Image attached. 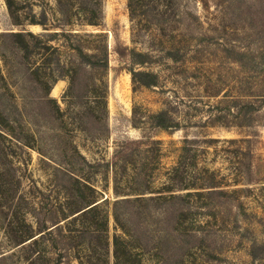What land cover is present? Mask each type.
Returning a JSON list of instances; mask_svg holds the SVG:
<instances>
[{
	"label": "rangeland",
	"instance_id": "1",
	"mask_svg": "<svg viewBox=\"0 0 264 264\" xmlns=\"http://www.w3.org/2000/svg\"><path fill=\"white\" fill-rule=\"evenodd\" d=\"M89 5L70 0L65 16L58 0H16V24L0 0V264H117V245L125 264H264V0H141L135 19L129 0H103L100 25ZM62 27L106 35L103 78L73 82ZM27 30L28 47L14 35ZM117 44L147 55L122 58ZM132 68L157 84L135 85ZM163 109L177 128L152 126ZM178 164L209 170L203 195L123 206L116 221V199L171 189ZM40 225L32 248L47 256L32 263L14 237Z\"/></svg>",
	"mask_w": 264,
	"mask_h": 264
},
{
	"label": "trees",
	"instance_id": "2",
	"mask_svg": "<svg viewBox=\"0 0 264 264\" xmlns=\"http://www.w3.org/2000/svg\"><path fill=\"white\" fill-rule=\"evenodd\" d=\"M70 0H58L59 2V12L63 13V15L66 16L67 11L64 10V3H65V7L68 5V2ZM141 0H129V8H130V16L132 19L136 18V14H137V9L139 7V3ZM80 2L86 7L89 5L90 7V11L87 10V13H83L85 20L87 21V24H93V25H100L101 24V20L103 18L104 12H103V8H102V4H103V0H80ZM7 6L9 8V11L11 13V16L13 17V21H15L16 24L21 23L20 17H19V13L18 11H16L14 9V6L16 4V0H6ZM63 6V7H62ZM85 7H83V11H86ZM68 15V14H67ZM46 19H42V20H38L35 19L34 17L30 19L31 23H39L42 25H45ZM69 21H67L65 19V21L62 22V24H66L68 22H71L70 19H68ZM61 32L67 36V39L69 40L70 46L72 48V50H74V52L76 53L77 57H78V66L77 68L75 67L74 69H72V75L71 78L74 81H76V79L78 78V76L80 75V73L85 72V73H93V75L96 73H99L100 75H103L106 73V71L110 68V61H109V46H108V41L106 38V35L104 33H85L83 35L81 34H76L77 32H74L72 29L69 28H65L62 27L61 28ZM14 35L22 38L23 42L26 45L23 46H29V43L27 42V35L31 38H38V36L36 34H34L32 31L27 30V32H23V31H17L14 32ZM75 35V41L72 39V37ZM97 38V41L93 40V42H97L96 44H94L91 40V38ZM117 53L122 57H127L129 56L132 60H135V62H143L144 61V57L147 55L144 52L141 51H137L134 48H130L128 45H121V44H117V46L115 47ZM130 72L132 73V77L133 80L135 82V85H140V86H152V85H156L158 80H157V74L152 72V71H145V70H137V69H130ZM251 106V105H250ZM252 107V106H251ZM151 120H152V126L154 128H163V129H175L177 128V123H175V121L173 120V117L171 116L170 112L168 110H160L156 113H154L153 115H151ZM4 118V117H3ZM5 120L8 121V117L5 116ZM4 136V135H2ZM151 139V137H147V139ZM159 142V141H158ZM161 142V141H160ZM200 170H194V171H189L187 169H184L183 167H181V165H177L174 167V175L172 177V188L162 191L161 193H159L158 195H138L136 197H125V198H118L114 201V217L116 219L117 222H120V218L122 216H124V212H121V208L123 206H135L138 202L141 203H153L155 201H159V200H166V201H174L173 203H171V205H174L176 203V200H178L179 198H182L183 195L176 193L177 190H181V189H192L194 188L195 191H187L186 195H192L194 192L203 195V189L205 186V170H207L209 172L208 169H205L200 167ZM217 182V181H216ZM219 186L216 183H210V185H208V187H212V189L209 190V192H217V193H222V192H226L223 189H213L214 187ZM118 192V190H117ZM141 193H145V192H141ZM186 195L184 197H186ZM179 201V200H178ZM100 202L97 203L96 202H91L90 204H88L85 207H82L81 209H77L73 215L75 217L79 216L80 214L83 213H90L96 209H98V205ZM184 207V205H181ZM169 208L166 209L163 214H169ZM138 214V213H137ZM184 214V209L181 208V215ZM126 216H129V218L132 217V213L131 214H127ZM40 228H42L39 231L38 235L37 233H31V235L24 237L23 234L20 233L19 230H17V236L14 237V242L19 245V244H24L26 241H29V250L32 249V251H30V253L27 254L26 258L27 259H31L32 263H36L37 261H39L40 259H44L47 256V253H43L42 251H39L36 255H34V248L33 245H36L37 243H39L40 241V236H42L44 233L47 232V230L49 229V227L44 226L42 227V225H40ZM51 230V229H50ZM34 232V230L32 231ZM81 231H79L80 233ZM79 233H75L74 231H70L68 237V241L71 242V246H73L72 244H76V238L78 236ZM117 240L116 242L118 243V237H116ZM116 243V245H117ZM26 244V243H25ZM120 244V243H119ZM24 246V245H23ZM74 249V248H72ZM115 256L117 257V264H125L129 261H125L122 259V257L120 256V254H118V245L117 248L115 249ZM32 252V253H31ZM5 255H1V258H5ZM65 255H63L62 258H64ZM76 260H78L79 264H84V261L82 260V258L80 257V255L76 256ZM127 260V259H126ZM71 263V259L69 260ZM68 261V264H69ZM44 264V263H43Z\"/></svg>",
	"mask_w": 264,
	"mask_h": 264
}]
</instances>
